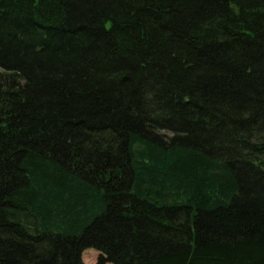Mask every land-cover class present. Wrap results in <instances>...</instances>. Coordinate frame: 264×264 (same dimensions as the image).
Masks as SVG:
<instances>
[{
    "label": "trees",
    "instance_id": "trees-1",
    "mask_svg": "<svg viewBox=\"0 0 264 264\" xmlns=\"http://www.w3.org/2000/svg\"><path fill=\"white\" fill-rule=\"evenodd\" d=\"M88 250L264 264V0H0V264Z\"/></svg>",
    "mask_w": 264,
    "mask_h": 264
},
{
    "label": "rangeland",
    "instance_id": "rangeland-1",
    "mask_svg": "<svg viewBox=\"0 0 264 264\" xmlns=\"http://www.w3.org/2000/svg\"><path fill=\"white\" fill-rule=\"evenodd\" d=\"M166 136H171L166 134ZM99 253L94 250H88L83 254V261L85 264H97Z\"/></svg>",
    "mask_w": 264,
    "mask_h": 264
}]
</instances>
